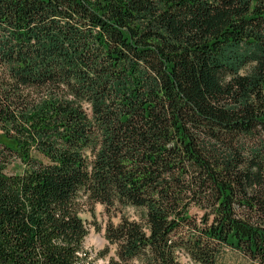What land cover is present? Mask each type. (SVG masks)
Listing matches in <instances>:
<instances>
[{
    "label": "trees",
    "instance_id": "16d2710c",
    "mask_svg": "<svg viewBox=\"0 0 264 264\" xmlns=\"http://www.w3.org/2000/svg\"><path fill=\"white\" fill-rule=\"evenodd\" d=\"M85 203L106 264H264V0H0V264H95Z\"/></svg>",
    "mask_w": 264,
    "mask_h": 264
},
{
    "label": "rangeland",
    "instance_id": "374dc122",
    "mask_svg": "<svg viewBox=\"0 0 264 264\" xmlns=\"http://www.w3.org/2000/svg\"><path fill=\"white\" fill-rule=\"evenodd\" d=\"M13 167H17L18 171H22L23 167L18 163ZM81 218L84 221L87 229L88 236L85 240V250L90 255V260L95 264H106L110 257H113L114 250L109 247L105 239V230L109 224H118L122 217L129 219H137L138 214L134 209H118L108 211L100 204L89 205L86 204L82 208ZM109 252V257L102 258L100 255ZM183 264H195L188 258L182 257Z\"/></svg>",
    "mask_w": 264,
    "mask_h": 264
}]
</instances>
